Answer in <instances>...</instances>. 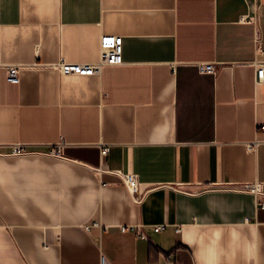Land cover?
I'll list each match as a JSON object with an SVG mask.
<instances>
[{"label": "crops", "instance_id": "crops-1", "mask_svg": "<svg viewBox=\"0 0 264 264\" xmlns=\"http://www.w3.org/2000/svg\"><path fill=\"white\" fill-rule=\"evenodd\" d=\"M103 36L123 65L50 69L98 62ZM256 36L264 0H0L2 64L23 67L0 68V264H264Z\"/></svg>", "mask_w": 264, "mask_h": 264}, {"label": "built area", "instance_id": "built-area-1", "mask_svg": "<svg viewBox=\"0 0 264 264\" xmlns=\"http://www.w3.org/2000/svg\"><path fill=\"white\" fill-rule=\"evenodd\" d=\"M248 21V18H241V22ZM100 55L99 60L96 63H66L59 62L54 66H50V69L58 71L62 76H78V77H90L96 74H100L105 68L118 67L123 65V47L122 38L117 36H103L100 38L99 43ZM255 53L254 60L248 63L249 66L255 69V86L264 85V49L258 46V37L255 38ZM38 67V66H37ZM198 71L201 74L214 75L216 74L215 66L211 63H198L196 64ZM0 68L5 72L6 82L10 85H17L19 83L20 72L23 69L21 66H4L1 61L0 51ZM264 131V128H262ZM64 142H59L56 148L50 152L54 157H62L63 149L65 147ZM256 144L248 147L250 152H254ZM24 154L23 146L11 147L10 155L19 156ZM108 154V148L102 147L100 149V155L105 157ZM124 184L133 199L134 202L139 203L141 201L139 194V185L137 178L133 175L122 176ZM238 190L247 192L252 195H258L262 193V184L258 182L246 183ZM96 225V224H95ZM89 227H86L88 229ZM160 226L154 228V232H159ZM179 232V230H177ZM101 264H106L102 258Z\"/></svg>", "mask_w": 264, "mask_h": 264}]
</instances>
